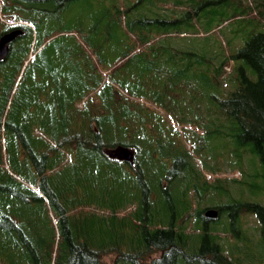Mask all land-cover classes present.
Returning a JSON list of instances; mask_svg holds the SVG:
<instances>
[{"label": "trees", "instance_id": "obj_1", "mask_svg": "<svg viewBox=\"0 0 264 264\" xmlns=\"http://www.w3.org/2000/svg\"><path fill=\"white\" fill-rule=\"evenodd\" d=\"M78 1L0 0V13L32 24L0 20V36L23 30L0 61V264H244L220 243V220L205 217L207 207L193 212L190 193L201 199L214 189L227 196L215 208L236 233L245 212L264 225V203L231 196L222 177H199L191 152L212 170L214 139L232 146L240 169L248 153L261 171L250 174L251 182L238 181L254 196L264 194L258 182L264 181V0H123V6L91 0V24L79 31L51 29L50 22ZM159 2L171 5L170 14L137 12ZM200 30L199 45L184 50L157 40ZM231 62L225 81L224 66ZM173 87L192 97L180 110L184 124L204 128L195 131L193 150L165 149L167 120L178 111L171 105ZM152 99L172 113L165 118ZM120 145L135 150L134 163L107 151ZM12 201L41 220L30 222L22 210L13 216ZM125 201L138 207L128 220L119 215ZM94 202L100 209L90 208ZM77 213L83 216L73 217ZM189 215L202 229L193 237L182 223ZM127 229L132 236L124 240ZM152 252L162 254L144 261ZM114 253L119 256L104 262ZM251 258L260 259L256 253Z\"/></svg>", "mask_w": 264, "mask_h": 264}, {"label": "rangeland", "instance_id": "obj_2", "mask_svg": "<svg viewBox=\"0 0 264 264\" xmlns=\"http://www.w3.org/2000/svg\"><path fill=\"white\" fill-rule=\"evenodd\" d=\"M89 1L91 0H87V3L82 4L83 0H80L72 5L70 4L65 10V13L62 19L52 20L50 22L49 24L50 28L58 29L62 31H66L70 29L79 31V27L81 26L84 27V26H88L89 24H91L93 19H92V12L90 13V10H94L95 7L94 5H91L89 8L88 7ZM115 1H117V3L120 4V6H123L121 3V1L123 2V0H115ZM247 1L251 2L252 0H247ZM109 3H110V0H104V5H108ZM160 4L161 2L157 3L156 6L148 5L145 8L137 9V12H144V13H147L148 15H154V13H159L163 15L170 14L169 10H171L170 8L171 5H168V3L166 2L162 3L161 5ZM136 5H138L137 2H135V6ZM177 8L179 9V7ZM7 18L8 19L11 18L12 20L16 21L12 15L6 16L0 13V20L2 22H5L4 20H6ZM199 26L201 27V24ZM203 34L205 33L202 30H200L199 32L197 31L196 34L190 33L184 36H178L177 34H169V35H163L159 37L157 40H159L160 42H167L169 43V45H172L173 47L179 50H182V49L184 50V48L187 47V45H189L188 47L192 46L193 44L199 45V41L195 42L196 41L195 39L199 38L200 35H203ZM208 36H211V35H208ZM211 40L213 41L212 37H211ZM203 43H204V39H203ZM117 56L118 55H115L113 53L111 58H114ZM231 67H232V62L224 66V73L222 75L223 76L222 78L224 79L227 78L228 72L230 71ZM227 88H230V85ZM198 91L199 93H201V88H199ZM123 92L125 93V91ZM170 92H171V95L175 96V98L171 101V105L175 107L176 109H178V111L173 115V117H169V119L167 120V123L169 124L171 129H167V132H169L170 138H169V141L165 140V143L169 142L168 146L165 149L167 151L176 152L177 149L172 147L174 145L175 147L179 146L181 150L185 149V147H187L190 150H193L195 146V137H196L195 131L199 133H203L204 128L202 129L196 126L186 125L184 123L188 121L187 120L184 121L181 119L180 110L187 109L190 107L189 101L192 99L191 94L186 93V91H183L180 87H173L171 88ZM152 101H153L152 103L153 109L159 112L160 114H164L163 116L165 118H167V116H169L172 113L171 111L167 113L163 109V107L160 105V103H158L156 100L152 99ZM198 105H200L201 107V102L200 103H197V101L194 102V106H198ZM202 106L206 107L207 103L203 102ZM193 116H195V114H192L190 111H187L186 117L188 119L190 118L193 119ZM203 116L206 119L209 118V115L207 114L205 115L202 113V117ZM198 122L202 123L203 125L205 123L202 120V118H200L199 116H198ZM176 128L178 131H175ZM200 143L202 145H205V147L202 150H203V153H205L204 154L205 157H207V155L211 154L209 152V146H207V143L204 140H202ZM216 143L218 144V142L215 139L212 140L211 142L212 151L215 152V154L217 152V157H215L217 159H214L213 157V159L209 160L211 163L213 162L212 166H214L215 168L213 170L208 167H201V163L199 161V159H201V155L191 152V154L193 155V161L195 162L194 168L198 170L197 173L199 177H206L211 182H214L217 177H222L227 182V187L229 189L231 196L237 199H240V200L258 199L264 203V194H262L260 197L254 196L251 189L249 188V185L243 182V180L245 181L248 180L251 182L250 174L252 173L255 174L256 170L261 171V168L259 166V161L257 159H253L248 153L244 154V157H243L244 166L243 168H241V169H244V171L241 172V169L235 163V157L232 154V148H231L232 146L230 145L222 146L221 144L217 145ZM214 145L217 148L213 147ZM168 162L170 165L171 160H169ZM16 177L19 180H22L24 176L20 173H17ZM232 178H234V181L232 180ZM241 179L243 180L238 181ZM258 182L260 183V185L264 186V181L262 179L258 180ZM165 183L170 187V184L168 181L165 180ZM259 183H256V185H259ZM214 191H215L214 189H211L210 192L201 199L198 198L196 194L193 195V193L192 194L190 193V198L192 199V202L194 203L193 212L195 208L198 206L199 208H202V209L206 207L215 208V205L228 200L227 196L219 195L217 192H214ZM151 201H152V198H151ZM18 203L19 202H16V201L11 202V208L14 210V214H15L13 216L18 217L22 210V212H24V218L27 217L30 222L35 223V222H38L37 220L39 221L41 220V216L39 217L33 216V214L30 213L27 207L25 206L22 207L21 203L19 204ZM97 203L98 202L92 203L90 205V208L94 210L100 209L96 207ZM18 208L20 209V211H17ZM119 209H120L119 210L120 217L126 218L127 220L138 211L137 203H131L129 201L123 202L119 206ZM73 215H74L73 217L83 216V214H79V213L73 214ZM166 218L169 219L168 217ZM218 219L220 220V222L216 226V230L218 231L217 236H219V241L222 244V246L225 248V250L228 252L229 256H231L235 261L242 262L244 264H261L260 259H263L264 261V244H263L264 243L263 242L264 225L260 217L257 214L246 213V212L242 213V216L240 218L241 229L238 233L235 232V230L236 231L238 230L237 227H234V226L231 227L232 225L230 223V220H226L225 217H223L222 215L219 216ZM177 221L181 223V221L179 220ZM182 223L187 227L186 231L190 234V237L198 235L197 233L202 231V229L197 226L195 216H191V215L186 216L185 220ZM213 223L214 221H209L208 227H211ZM126 231L127 232H124L125 234L124 240H129L132 236V231L130 229H127ZM0 236H1V233H0ZM109 247H112V246H109ZM124 250L127 253H129L131 256H133L134 260H139L140 258L139 255L138 254L135 255V252L133 250H131L130 252L127 251V248H124ZM252 253H256V257L260 259L257 260L256 262H253L254 259L251 258ZM118 256L119 255L117 253H114L112 255H106L103 257V260L106 263H111ZM159 256H161V252H152V254H148V257H146L144 261H147L155 257L158 258Z\"/></svg>", "mask_w": 264, "mask_h": 264}, {"label": "water", "instance_id": "obj_3", "mask_svg": "<svg viewBox=\"0 0 264 264\" xmlns=\"http://www.w3.org/2000/svg\"><path fill=\"white\" fill-rule=\"evenodd\" d=\"M22 33L21 29H15L11 32L5 33L0 37V61L5 59L10 50V43L16 39ZM111 156L118 157L119 159L124 160H133L134 151L128 147L119 146L117 148L111 149ZM208 218H217L219 211L217 209H208L205 213Z\"/></svg>", "mask_w": 264, "mask_h": 264}]
</instances>
